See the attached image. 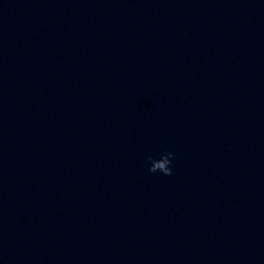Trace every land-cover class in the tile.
Masks as SVG:
<instances>
[{"label":"clouds","instance_id":"9594fccd","mask_svg":"<svg viewBox=\"0 0 264 264\" xmlns=\"http://www.w3.org/2000/svg\"><path fill=\"white\" fill-rule=\"evenodd\" d=\"M175 159V154L172 151H165L159 155V158H154L148 155L145 158L147 170L149 173H161L165 176L172 174V163Z\"/></svg>","mask_w":264,"mask_h":264}]
</instances>
